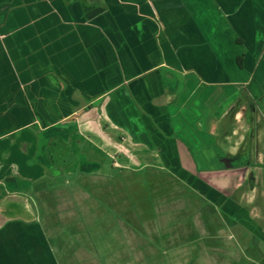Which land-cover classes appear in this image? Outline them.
I'll return each instance as SVG.
<instances>
[{
    "label": "crops",
    "instance_id": "0c3cea01",
    "mask_svg": "<svg viewBox=\"0 0 264 264\" xmlns=\"http://www.w3.org/2000/svg\"><path fill=\"white\" fill-rule=\"evenodd\" d=\"M248 103L264 113V0H0V264H153L112 216L117 173H94L70 149L104 139L101 126L117 131L111 148L149 161L155 210L176 216L161 239L193 241L199 213L178 188L180 163L218 150L227 110L240 105L242 127ZM254 200L225 209L235 232L208 216L207 245L183 244L176 259L264 264V188ZM13 207L26 210L7 218ZM223 229L236 241L218 239Z\"/></svg>",
    "mask_w": 264,
    "mask_h": 264
},
{
    "label": "rangeland",
    "instance_id": "374dc122",
    "mask_svg": "<svg viewBox=\"0 0 264 264\" xmlns=\"http://www.w3.org/2000/svg\"><path fill=\"white\" fill-rule=\"evenodd\" d=\"M83 115L86 116L92 115L95 118V113H86ZM96 119L98 120L99 125L103 122H105L106 124V120L104 118L97 116ZM99 130L103 134L104 139L110 138V141L112 140L114 145L116 146L118 145L117 131L111 125L109 128H106L105 126L104 127L101 126ZM92 138H94V135H92ZM104 139L100 137L95 138L94 140H91L94 141V144L92 145L90 141L85 143L84 140H82V143L78 144L77 139L74 138L73 145H71L70 149L74 156L77 155L76 154L77 152H84L88 160L84 164L88 167L92 165L98 166V168L95 169V171H93L94 173L107 174V176L109 174L111 175L113 173L114 174L117 173L115 179L118 180L120 189L118 190V192L113 193L114 194L113 200L117 201L119 205L115 204V206H117L116 207L117 209L113 210L114 214L112 216L114 217L115 220L119 221L127 229L132 231L133 235H135L136 237L137 245H140V247L138 248L141 249L144 248L152 254H154L155 251L151 249L156 248L159 252H161L160 263L167 261L168 264H181L179 260L176 259L174 253L177 247H180L183 244L185 245L184 247H186L187 245L191 244V242L198 243L196 247H199V249L201 247L200 246L201 244L207 245L208 237H206V235H210L209 234L210 232L206 230V228H203L202 225V222L204 221L203 218H199L200 226L198 224V221L195 223L194 235H191L193 241H188L187 239L188 235H184V236L167 235V239H161V237L164 235H161L160 237V233H158V231L160 227L161 228L164 227L162 226L163 221L167 219V221L171 226L172 224L170 223V221H175L176 216L171 215V213L168 210L165 213H159L158 211L155 210V206L157 205L156 199L158 196H156V194L153 191V186L151 182L152 174L150 170H147L145 169V167H143L145 163H149V161L145 160L142 157V155L138 153H135V156L133 154L131 160H129L127 158L128 147H126L125 145H121L120 148L116 146L111 148L112 142L110 143L105 142ZM134 158H136V160ZM67 163H69L68 166L69 169L72 170L78 168L79 165V161L74 158L69 159ZM122 169H128V172L122 173L121 171ZM254 172L256 175L254 184L255 186H257L256 181H258L257 177H259V170H255ZM124 180H125V185H124ZM257 188L261 190V187H259V185L257 186ZM257 193L258 192L256 191H249L243 199L244 202L256 199ZM109 195L110 192L105 191L103 195L104 199L105 200L110 199ZM170 200L171 197L167 196L166 200L164 201V203H166V206H168L167 202H169ZM8 201H11L10 203H12L16 200L10 197ZM17 201L19 202V200ZM104 205L106 206L105 209L109 210L107 207L108 204H106V202H104ZM25 210L24 208L22 210H19V207L9 208L7 218H12L16 215H19V212L22 213ZM24 215H26V212ZM160 221H162V223ZM165 230L166 229H163L161 233L164 232ZM152 231H155L154 233L155 234L157 233L158 236L151 235L150 233ZM232 231L235 232L236 230L233 228ZM219 235L220 236L218 237V239H224L227 242L229 240H232V242L236 241L234 237V233H232V236H230V233H225L224 229L221 233H219ZM116 238H119L120 240L119 242L121 243L123 242L122 235H119L118 237L116 235H113L111 240L113 241ZM181 238L184 239V241H181ZM123 244L124 243H122V245ZM107 246L109 245L107 240H105L104 247ZM92 247L94 248V245H92L90 242L89 250H92L93 249ZM192 252L194 253V251ZM137 253H140V251L137 250ZM152 254L147 253L148 263L150 262H153V264L158 263L159 260H156L155 257L152 256ZM88 259L90 262L95 263L94 262L95 257L88 255ZM192 259H195V256H192ZM143 262L144 259L142 263ZM243 262L247 263L246 261ZM106 263L111 264L110 259H108Z\"/></svg>",
    "mask_w": 264,
    "mask_h": 264
},
{
    "label": "flooded vegetation",
    "instance_id": "af4514ba",
    "mask_svg": "<svg viewBox=\"0 0 264 264\" xmlns=\"http://www.w3.org/2000/svg\"><path fill=\"white\" fill-rule=\"evenodd\" d=\"M239 106L233 105L227 110L226 120L218 128L216 140L219 149L200 153V158L191 161L190 168L187 163L184 165L181 162L178 170V188L187 202L196 205L198 218L204 219L202 225L206 230L208 216L214 219L216 227L236 229L238 225H233V220L228 216L230 214L225 215L224 211L230 205L244 202L249 191L258 192L255 203L261 200L260 194L264 188V113L256 111V106L248 103L244 125L237 127L235 116ZM262 107L264 108V104ZM230 148H235L234 152ZM255 170H261L262 177H257L256 181L261 190L254 184ZM196 218L194 215L193 219ZM235 223L241 222L235 220ZM250 234L262 235L260 227L253 225Z\"/></svg>",
    "mask_w": 264,
    "mask_h": 264
},
{
    "label": "trees",
    "instance_id": "16d2710c",
    "mask_svg": "<svg viewBox=\"0 0 264 264\" xmlns=\"http://www.w3.org/2000/svg\"><path fill=\"white\" fill-rule=\"evenodd\" d=\"M237 62H238V65H239V67L240 68H242V57H239L238 59H237Z\"/></svg>",
    "mask_w": 264,
    "mask_h": 264
}]
</instances>
